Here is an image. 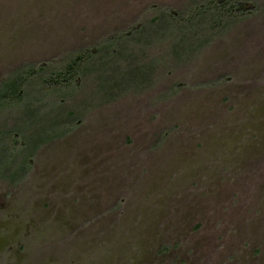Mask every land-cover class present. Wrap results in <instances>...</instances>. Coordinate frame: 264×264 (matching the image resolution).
Returning a JSON list of instances; mask_svg holds the SVG:
<instances>
[{"label": "rangeland", "instance_id": "rangeland-1", "mask_svg": "<svg viewBox=\"0 0 264 264\" xmlns=\"http://www.w3.org/2000/svg\"><path fill=\"white\" fill-rule=\"evenodd\" d=\"M196 2L0 0V83ZM169 43L134 63L116 44L74 97L0 112L26 145L0 159V264H264V10L187 61Z\"/></svg>", "mask_w": 264, "mask_h": 264}, {"label": "trees", "instance_id": "trees-1", "mask_svg": "<svg viewBox=\"0 0 264 264\" xmlns=\"http://www.w3.org/2000/svg\"><path fill=\"white\" fill-rule=\"evenodd\" d=\"M249 2H251V7H249ZM262 7L264 8V6ZM262 7L258 6L256 0H202V2H196L187 6L181 14L161 8L157 12L158 14L148 22H145L141 26H135L128 32L106 39L95 49L83 48L50 64L29 65L21 68L0 83V110L9 111L26 107L31 102L38 107L45 108L49 104H62V101L74 97L75 94L73 92L75 89L82 88L89 74L93 71L92 65L98 59L105 57L111 63L112 58L114 59V56L120 54L116 44L122 45V63H128L133 60L140 61L139 57L141 59L144 57L140 56V51H142V54L149 51L153 52L152 50L162 45L163 41H168V44H171L169 42H173L175 43L173 45L175 47L178 45L182 46V49L179 50L181 52L179 55L186 56L188 54L189 57L185 59L187 61L194 58L196 52H199L217 37L228 32L235 23L264 10ZM147 61L148 59L144 62ZM164 66L166 67V64L159 65V67L165 69ZM158 78L157 76L154 77L151 83L150 81L145 82L146 84L143 82V88L137 92L141 93L146 89H152V87L156 86ZM60 96L62 98H56ZM120 98L118 96L105 102L117 101ZM96 108L97 106L91 110L87 109V111L90 112ZM73 115V112L67 114L69 118ZM67 121L58 126L56 134L39 142L36 148H33L22 168V178L12 180L13 182H21L28 176L32 169L33 157L43 143L54 137H60L69 133L78 125L73 120ZM15 133L13 130H5L3 136L1 135V160L3 158L6 161L13 160L21 156L18 153V148L26 149L21 136L17 137ZM6 154L8 155L6 156ZM0 179L3 178L1 177Z\"/></svg>", "mask_w": 264, "mask_h": 264}, {"label": "flooded vegetation", "instance_id": "flooded-vegetation-1", "mask_svg": "<svg viewBox=\"0 0 264 264\" xmlns=\"http://www.w3.org/2000/svg\"><path fill=\"white\" fill-rule=\"evenodd\" d=\"M93 111V110H92ZM0 112H1V110H0ZM88 112V111H87ZM3 132H5V131H3ZM1 134V133H0ZM2 136H3V134H1ZM17 137H18V134L16 135ZM20 136V135H19ZM41 147V146H40ZM40 147L37 149V151L40 149Z\"/></svg>", "mask_w": 264, "mask_h": 264}]
</instances>
